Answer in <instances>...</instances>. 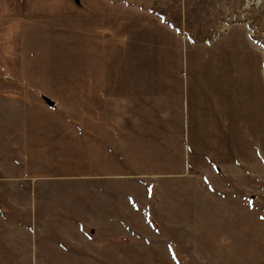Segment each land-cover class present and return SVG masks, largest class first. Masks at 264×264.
I'll use <instances>...</instances> for the list:
<instances>
[{
	"label": "rangeland",
	"instance_id": "obj_1",
	"mask_svg": "<svg viewBox=\"0 0 264 264\" xmlns=\"http://www.w3.org/2000/svg\"><path fill=\"white\" fill-rule=\"evenodd\" d=\"M2 75L83 177V258L44 264H264V0H0Z\"/></svg>",
	"mask_w": 264,
	"mask_h": 264
},
{
	"label": "crops",
	"instance_id": "obj_2",
	"mask_svg": "<svg viewBox=\"0 0 264 264\" xmlns=\"http://www.w3.org/2000/svg\"><path fill=\"white\" fill-rule=\"evenodd\" d=\"M21 78L0 76V259L44 264L52 250L82 259V203L66 195H77L67 185L83 177L67 175L58 159L52 160L50 130H59L61 123L50 122L51 109L41 97L29 99L32 91ZM78 127L81 141L82 124ZM95 139L91 134L90 144ZM82 193L79 188L80 199Z\"/></svg>",
	"mask_w": 264,
	"mask_h": 264
}]
</instances>
